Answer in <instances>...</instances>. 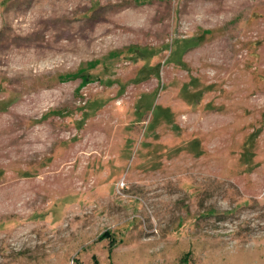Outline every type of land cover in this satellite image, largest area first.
Instances as JSON below:
<instances>
[{
    "label": "rangeland",
    "instance_id": "obj_1",
    "mask_svg": "<svg viewBox=\"0 0 264 264\" xmlns=\"http://www.w3.org/2000/svg\"><path fill=\"white\" fill-rule=\"evenodd\" d=\"M0 264H264V0H0Z\"/></svg>",
    "mask_w": 264,
    "mask_h": 264
},
{
    "label": "trees",
    "instance_id": "obj_2",
    "mask_svg": "<svg viewBox=\"0 0 264 264\" xmlns=\"http://www.w3.org/2000/svg\"><path fill=\"white\" fill-rule=\"evenodd\" d=\"M106 235H108V234H105V233H104V234L102 235V237H101V238H103V237H104V236H106Z\"/></svg>",
    "mask_w": 264,
    "mask_h": 264
}]
</instances>
